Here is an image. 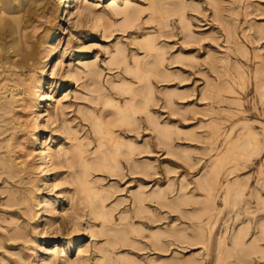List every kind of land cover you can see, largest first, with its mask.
<instances>
[{
  "label": "rangeland",
  "instance_id": "1",
  "mask_svg": "<svg viewBox=\"0 0 264 264\" xmlns=\"http://www.w3.org/2000/svg\"><path fill=\"white\" fill-rule=\"evenodd\" d=\"M38 1L42 7L24 25L22 2L0 12L20 30L24 47L34 41L37 51L28 67L0 66V164L9 167L0 169V264H264V210L251 202L229 213L222 202L228 189L227 201L264 200V0H116L115 8L110 0H78L69 18L63 0ZM145 39L163 60L160 76L143 87L126 69L154 65L155 54L136 43ZM49 55L52 75L44 74ZM42 76L47 97L36 117L31 97ZM122 84L152 91L133 130L112 128L135 146L125 158L148 165L147 172L132 171L120 155L116 172L89 165L83 173L78 154L92 163L109 149L91 119L111 120L114 109L101 102L128 100L113 88ZM155 121L172 130L163 144ZM228 135L234 150L216 164L210 187ZM46 139L52 157L45 174ZM91 188L100 195L93 205ZM239 230L242 250L222 262ZM255 241L258 251L243 252Z\"/></svg>",
  "mask_w": 264,
  "mask_h": 264
},
{
  "label": "bare ground",
  "instance_id": "2",
  "mask_svg": "<svg viewBox=\"0 0 264 264\" xmlns=\"http://www.w3.org/2000/svg\"><path fill=\"white\" fill-rule=\"evenodd\" d=\"M27 2H25L23 4V2L21 0L18 1H14V0H0V12L3 11H7V12H11L12 10L16 9L19 4L21 6V9H23L25 12H27V17L25 18H21L20 22H26L25 20H28L27 18L36 13L37 10H39L42 6L41 5V1L38 0H26ZM78 0H63V6H62V11L64 12V14L66 15V17H70L71 16V8L73 3H76ZM116 0H110V6L113 8H115L116 6ZM155 12L159 13L160 17L165 18L166 11H162L159 10V8H157L155 10ZM3 14H1L2 16ZM21 16V15H18ZM14 17V16H13ZM12 17V18H13ZM16 17V16H15ZM11 20V19H10ZM16 21V20H13ZM20 23L22 25H24V23ZM14 23V22H13ZM19 23V22H16ZM15 23V24H16ZM20 24H18L20 26ZM17 26V25H16ZM18 26V29L20 28ZM20 30L18 31L16 29V27L6 18L0 17V66H2L4 63H8V67H18V68H24V67H28L29 66V61L31 62V60H33V58L35 57L36 54V43L33 41L30 43L29 46L24 47L23 45V41H22V37L21 34L19 33ZM18 33V35H17ZM54 31H46L45 32V37L53 39L54 37ZM8 39V41L5 39ZM26 41L27 38L25 39ZM49 42V39H46V43ZM138 43V45L140 46L141 49H143L146 53L151 54L154 53L155 54V58L153 60H155L154 65H152L151 67H145L143 66L141 63H136V65L134 67H130L127 70V72L133 77L135 78L136 82L142 83L143 87H146V83H149L150 79L152 76L154 77H158L160 76L159 72H158V68L160 67V65L162 64V55L159 52V50L155 47V44L153 42V40H143L141 42H136ZM17 58H16V57ZM15 57V59L13 58ZM53 57L52 55H49L46 58V66L47 67L44 70V74L47 75H52L53 74V70H54V66H53ZM5 64V65H6ZM31 64V63H30ZM4 65V67H5ZM7 66V65H6ZM10 69V68H8ZM12 69V68H11ZM72 78V74L71 73H67L65 75V80L69 81ZM240 78H242V76H240ZM47 85V81L45 80V77L42 76L40 78H36L34 80V91L32 93V107H33V111H35V116L36 117H40L41 115H43V110L41 108V102L43 99H46V95H45V86ZM8 84H4L2 87L6 88L8 87ZM11 87V86H10ZM13 88V86H12ZM113 88L117 91V94L120 97H128V100H125V102L123 104H121L119 101H113V100H105L102 103L103 107H107V108H113L114 112H112V118L109 122H107V124L103 123V121L100 118H92L91 120L94 121L95 123V129L97 134H99L102 137V142L100 143V145H105L107 146L106 149H108L107 151H104L103 155H100L99 159L96 162H92V163H87L83 157V155L80 153L78 154L77 158L78 161H80L81 166H82V172L85 173V170H87L89 168V165H94L95 167H99L102 166L103 168H110L113 169V172H116L115 168V162L118 160V157H120V155H122L124 158L127 157V159L130 158V153L133 152V150L135 149V146L130 143L127 142L119 137H117L116 135H114L112 128L119 125L120 123L123 124V126L125 128H127V130H133L134 128V122H135V117L139 114H141V112L146 111L147 109V103L149 101V99L152 96V91H149L148 89L150 88L149 86L145 89H136L133 86L129 85V84H122L121 86H113ZM228 90H230V87L227 88ZM232 91L234 92V90L232 89ZM125 93L129 94V95H124ZM13 96V95H12ZM15 98V97H13ZM20 98H15L14 101H18ZM93 116V115H91ZM96 119V120H95ZM148 122V121H147ZM152 124V122L150 123ZM155 125V130H156V135L158 137V143L163 144L164 140H168L170 138V135L172 133L171 129H167V128H163V126L160 125L159 121H155L154 124ZM248 134H252L251 132H249ZM219 132H218V127L214 126V124L211 125V132H210V137L213 140H216L219 137ZM33 136V140L34 141H40V138H38V132H35L32 134ZM192 138V137H189ZM224 145L227 144V146L225 147L224 150L219 151V153L217 154V156L215 157L216 160L213 163V169L211 171V176L210 178H213L215 176V166L218 163L219 165L221 164V162H223L225 156L224 154L227 151H231L233 149V146L230 145L233 143L232 140H230V136L228 135L225 140H224ZM46 145H48L47 139L42 141V145H41V149H40V155L42 158H44V167H45V174L47 172L50 171L51 169V157L47 155V152L45 150ZM146 148L139 150L140 152H145ZM234 150V149H233ZM183 157H186L187 154L184 153L182 154ZM126 158L124 159L127 163H129V161ZM121 162V161H120ZM129 168L132 169V171H141L142 174H144L145 172H147V167L148 165H139L137 163L132 164H128ZM9 167L8 165H5V163L3 162L2 164H0V169H4L7 170ZM116 174V173H115ZM215 179V177L213 179H211V183H210V187H213V180ZM221 187V185H219L218 183V188L215 191H218V189ZM216 189V187H215ZM231 190H227L225 191V193L223 194V203L225 202V207L228 208L229 213L231 211H234L236 209H238L237 207L242 206V205H248L249 207H251L252 203L255 202V206H254V211H258V210H264V200L263 199H254L252 201H245L243 199H235L232 201H227V196L229 195V192ZM238 190H235L234 192H237ZM83 192H87V189L85 187H83ZM88 194L90 195V198L88 200L89 204L93 205L95 203V201H97L98 198H100V195H98V191H96L95 189L91 188L88 189ZM137 195H140L143 197V191H140L137 193ZM213 195V194H212ZM137 197L136 200H138V212H141L143 210L142 208V202L143 199L141 197ZM146 196V195H144ZM213 197V196H212ZM155 200L157 201L158 205H164V194L162 193H157V196H155ZM101 201L103 202V198H101ZM252 202V203H251ZM44 205H46V203H44ZM104 208V207H103ZM258 209V210H257ZM45 211V209H43V212ZM251 211V212H254ZM94 215L98 216V217H103L104 215V211L101 210L99 207H96L95 211H94ZM211 225L213 226V222H211ZM84 231H82L80 234H83ZM264 234V233H263ZM180 235V234H179ZM179 235H177L179 237ZM177 239V237H175ZM245 238V231L244 230H239L238 232H236V234H234V237L232 239V249L228 250L229 254L225 253V257L222 260V262L228 263L229 261V257H234L239 255L240 251L243 248V241ZM79 241V239H77ZM179 240V239H178ZM257 241V239H256ZM247 245L244 247L243 252H250L254 249H256L258 251V246H259V242L258 244L256 243ZM258 245V246H257ZM252 246L254 248H252ZM257 253V252H256ZM263 251H259L258 254L259 256H264ZM254 253H250L247 254L245 256H250ZM101 263V262H100ZM99 263V264H100Z\"/></svg>",
  "mask_w": 264,
  "mask_h": 264
}]
</instances>
